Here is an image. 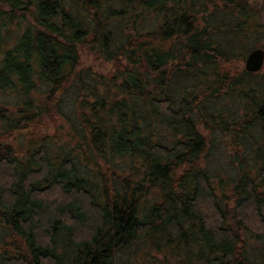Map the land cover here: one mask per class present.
<instances>
[{
  "label": "trees",
  "instance_id": "1",
  "mask_svg": "<svg viewBox=\"0 0 264 264\" xmlns=\"http://www.w3.org/2000/svg\"><path fill=\"white\" fill-rule=\"evenodd\" d=\"M257 1L0 0V264H264Z\"/></svg>",
  "mask_w": 264,
  "mask_h": 264
},
{
  "label": "rangeland",
  "instance_id": "2",
  "mask_svg": "<svg viewBox=\"0 0 264 264\" xmlns=\"http://www.w3.org/2000/svg\"><path fill=\"white\" fill-rule=\"evenodd\" d=\"M257 7L261 11L262 23L264 24V0H258ZM256 47L264 49V35L259 36V41ZM81 66L84 68L92 67L93 70L101 74H107L108 72H111L112 70V64L105 63L101 61L100 59L96 58V56L89 54L84 50L81 52ZM239 66H242L244 68V63H240ZM263 70H264V67H263ZM56 124L57 123L48 121L46 122V125L41 126V130L53 133ZM218 156L220 155L218 154Z\"/></svg>",
  "mask_w": 264,
  "mask_h": 264
},
{
  "label": "water",
  "instance_id": "3",
  "mask_svg": "<svg viewBox=\"0 0 264 264\" xmlns=\"http://www.w3.org/2000/svg\"><path fill=\"white\" fill-rule=\"evenodd\" d=\"M264 65V49L254 48L245 58L244 69L248 72L255 73L262 69Z\"/></svg>",
  "mask_w": 264,
  "mask_h": 264
}]
</instances>
